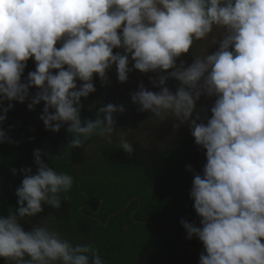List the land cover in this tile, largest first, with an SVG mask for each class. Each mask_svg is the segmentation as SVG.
<instances>
[{
  "label": "clouds",
  "instance_id": "1",
  "mask_svg": "<svg viewBox=\"0 0 264 264\" xmlns=\"http://www.w3.org/2000/svg\"><path fill=\"white\" fill-rule=\"evenodd\" d=\"M214 27L223 33L218 50L178 66ZM31 58L36 69L22 82ZM130 60L142 74L168 73L150 81L158 93L141 84L132 103L159 120L174 119L175 128L189 125L206 152L203 175H194L190 192L201 226L181 220L187 238L204 246L200 264H264V0H0V124L13 101H29V111L43 102L44 129L59 133L66 125L70 148L93 136L111 144L114 116L124 107L108 104L94 121H82L81 99L95 92L94 76L108 84L113 65L126 83ZM168 79L179 82L175 94L165 86ZM202 95L216 98L206 124L193 118ZM4 143L13 141L0 130ZM120 148L133 154L123 136ZM33 157L36 173L20 170L18 208L0 217V258L6 264H102L91 245L73 246L45 227L26 232L20 226L19 220L42 213V205L59 210L73 187L70 176L43 162L40 150Z\"/></svg>",
  "mask_w": 264,
  "mask_h": 264
},
{
  "label": "trees",
  "instance_id": "2",
  "mask_svg": "<svg viewBox=\"0 0 264 264\" xmlns=\"http://www.w3.org/2000/svg\"><path fill=\"white\" fill-rule=\"evenodd\" d=\"M113 51L123 54L122 49ZM212 54L211 50L204 56ZM195 57H199V48L194 41L189 53L180 58L187 67ZM128 66L131 71L124 84L118 81L115 65L107 71V85L101 86L99 77L94 76L95 92L81 99V120L94 121L99 109L108 104L122 105L124 113L114 116L115 131H125L128 127L149 129L151 133H164V137L158 133L159 139L151 138V144L146 137L149 151L144 154L143 146H134L131 156L120 145L109 144L98 136L87 140L82 148L72 149L68 145L73 137L67 133L66 125L59 133H52L44 129L42 121L37 124L24 121L29 115L43 111V102L29 111V101L24 104L13 101L6 120L0 124V130L13 141L0 144V181L6 179L0 191V217H7L9 209L18 208L15 192L23 179L20 170L31 169L35 174L33 153L40 150L46 165L73 180V187L66 194L69 199L61 198L60 213L54 223L58 229L57 223L65 231L72 229L75 233L73 246L95 247L102 264H195V259L204 253V246L196 237L187 238L181 220L201 226L190 192L194 175L201 173L198 161L205 150L195 144L189 125L175 128L177 121L174 119H155L152 113L141 112L139 105L132 103L131 95L141 84L146 90L158 93L161 89L153 87L150 81L168 73L142 74L133 68L131 60ZM26 73L23 75L27 76ZM80 84L77 81L78 87ZM166 85H170L168 89L171 88L172 93L179 87V84L174 85L173 79H168ZM36 91L29 89V96ZM215 99L204 100L201 96L196 103L193 118L199 115L198 123L206 124V119L211 118L209 113ZM7 105L5 101L3 107ZM122 121L126 125H121ZM90 147L97 149L98 156L93 159L96 164L81 171L83 166L73 160ZM75 224H82L84 228L77 233L73 230ZM3 263L0 258V264Z\"/></svg>",
  "mask_w": 264,
  "mask_h": 264
},
{
  "label": "rangeland",
  "instance_id": "3",
  "mask_svg": "<svg viewBox=\"0 0 264 264\" xmlns=\"http://www.w3.org/2000/svg\"><path fill=\"white\" fill-rule=\"evenodd\" d=\"M222 34L223 33H222L221 29H217L214 27L213 32L210 33L204 40L195 41V42H197L198 48H199V57L198 58H203L204 54L209 53L211 50L213 51V54H214L219 48V42L222 39ZM56 47H57V49H59V47H61V44L58 43L56 45ZM176 63L179 66L182 63L181 58H179L176 61ZM183 64L185 65L186 63H183ZM35 69H36V64H35L34 58H33L32 60H30V63L27 64V66L24 70V73H26V71H28V72L26 73L27 76H25V75L22 76V78H21L22 82H24L25 79H27L28 73L34 72ZM53 74H56L55 71L53 72ZM167 83H170V81H168ZM173 83H174V85L179 84V82L175 81V80H173ZM165 86L167 88L170 87V85H166V84H165ZM173 94H175V92H173ZM202 98H204V100H205V99H209L211 97H207V96L202 95ZM147 113H150V112H147ZM42 114H43V111L40 110V111H38V114L33 113V114L29 115L28 118L26 117L24 119V121L27 123L33 122V123L37 124V122L39 123L41 121L39 117ZM209 114H211V113H209ZM155 119H158V118H155ZM208 119H210V118H207L206 120H208ZM120 124L126 125L123 121L120 122ZM150 131L151 130H149V129L133 130L132 128L128 127L125 131H118V130L114 131L111 139H112V142H115L116 144L120 145V138H121V136H123L129 143L132 144L133 147L134 146L139 147V145L143 146V148H141V149H142L143 153L145 154L147 151H149L146 147V142H147L146 137L148 139L149 144H151L153 142L151 140V138L154 139L156 137V139L157 138L159 139V134L161 137H164L163 136L164 133H162V132L157 131L159 133L158 134V133H151ZM162 140H163V138H162ZM96 156H98L97 149L95 147H90V148H87L86 150H84L78 158L73 160V162L79 163V166L82 165L83 167H82L81 171H83L84 169L90 168L96 164V161L93 160ZM206 162H207L206 161V152L204 151L201 154L200 159L198 161L199 168H201V173H200L201 176L203 175V168H204ZM5 181H6V179H2L0 181V191H1L2 186L5 183ZM42 207L44 209L43 212L40 214H37L35 217L25 218L23 220H19L20 226L24 229V231L30 232L33 228L45 227L50 232H53V231L56 232L62 239L67 240L68 242H70L72 244L73 243L72 240L75 241V233L71 231L72 229L70 231H65L62 228V225L60 223H57L59 229L57 227H55V225H54L55 221L58 219V213H60L59 210L58 211H56L55 209L53 210L50 206H47V205H42ZM75 225L76 226L73 228V230H75L77 233L79 232V230H81V228H84L82 224H75ZM66 234L70 235L74 239L69 238ZM25 259L27 260L29 258L25 257ZM3 262H4L3 264H6V261L4 259H3Z\"/></svg>",
  "mask_w": 264,
  "mask_h": 264
},
{
  "label": "water",
  "instance_id": "4",
  "mask_svg": "<svg viewBox=\"0 0 264 264\" xmlns=\"http://www.w3.org/2000/svg\"><path fill=\"white\" fill-rule=\"evenodd\" d=\"M194 263H195V264H196V263H200V259H199V258H196L195 261H194Z\"/></svg>",
  "mask_w": 264,
  "mask_h": 264
}]
</instances>
